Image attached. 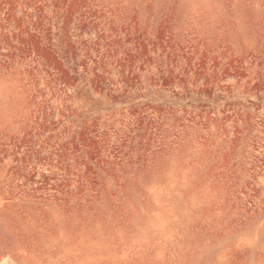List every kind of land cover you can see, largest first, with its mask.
Masks as SVG:
<instances>
[{
  "label": "rangeland",
  "instance_id": "obj_1",
  "mask_svg": "<svg viewBox=\"0 0 264 264\" xmlns=\"http://www.w3.org/2000/svg\"><path fill=\"white\" fill-rule=\"evenodd\" d=\"M0 264H264V0H0Z\"/></svg>",
  "mask_w": 264,
  "mask_h": 264
}]
</instances>
